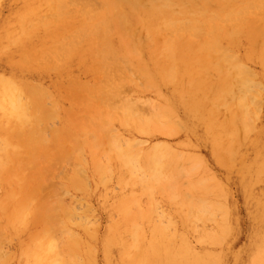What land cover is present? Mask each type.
Returning a JSON list of instances; mask_svg holds the SVG:
<instances>
[{"label": "bare ground", "instance_id": "obj_1", "mask_svg": "<svg viewBox=\"0 0 264 264\" xmlns=\"http://www.w3.org/2000/svg\"><path fill=\"white\" fill-rule=\"evenodd\" d=\"M11 1L13 6L22 2L25 12L33 11L28 0ZM69 2L75 6L71 12L80 23L62 22L59 8L70 10L67 0H46L43 25L36 27L42 28V34L29 35L27 41L42 42L47 34H53L54 49L61 53L60 65L76 63L81 74L93 71L103 61L102 56H111H104V60L122 63L120 68L131 72L137 70L142 91L150 90L156 96L123 102L124 115L116 121L112 113L101 118L102 123L110 120L112 126L115 121L132 137L125 138L118 125L110 136L111 124L101 125L96 120L98 130L83 142L76 141L82 143L88 156L83 159L86 172L91 171L97 184L116 176L126 189L140 184L149 197L155 190L167 195L188 231L196 233L201 242L200 250L184 241L167 242L164 237L145 244L141 228L132 225L129 207L133 194L129 191L116 198L115 206L105 208L109 215L119 214L102 240L105 264H264V122L260 123L264 106V0ZM3 3L7 2L0 0V8ZM4 25L0 19V29ZM12 25L5 29L11 37L26 33L22 28L9 32ZM61 30V36L55 37ZM20 55L21 61L29 60L34 52L20 50ZM10 65L11 75L0 72V191L6 193L0 194V219L20 233L39 220L49 228L33 232L31 244L23 248L22 256L29 264H79L67 247L61 252L57 249L50 229L74 221L76 215L70 209L42 212L51 209L38 197L44 183L28 172L31 162L23 158L24 154L34 158V149L48 143L44 124L57 110H62V119L68 113L71 116L52 132L53 140L76 130L90 133L92 121L64 108V83H58L59 92L53 94L42 76L17 63ZM250 65L262 70L261 74ZM133 79V75L128 78L131 83ZM46 99L54 102L52 109L43 105ZM178 130L193 134L211 151L213 162L234 176L251 220L241 251L230 246L239 228L230 195L209 172L204 159L187 153L185 143L172 147L160 142L149 147L136 136H168ZM201 172L205 176L195 179ZM136 173L146 175L137 180ZM185 173L188 180L193 179L186 186L181 182ZM79 175L71 186L82 190L85 183ZM207 223H212L213 229H206ZM155 229L154 233L164 231L160 226ZM125 234L133 240L128 241ZM86 258L89 260L88 254ZM6 263L0 248V264Z\"/></svg>", "mask_w": 264, "mask_h": 264}, {"label": "rangeland", "instance_id": "obj_2", "mask_svg": "<svg viewBox=\"0 0 264 264\" xmlns=\"http://www.w3.org/2000/svg\"><path fill=\"white\" fill-rule=\"evenodd\" d=\"M5 1L7 3H3L0 8V19H4L5 22L3 28L0 29V37L2 38L0 42V72L11 75L10 64L14 65V63H17L26 71L30 69L33 74L42 76V81L46 86L50 87V91L53 94L59 92L60 86L58 83H64L66 85L64 93L66 95H62L64 108L68 112L74 111L75 113L72 114L76 117L84 116L92 121L90 126L92 131L90 133L76 130L53 140L52 132L55 129L59 130L64 124V119L68 115L71 116V113H68L62 119V110H57V115L51 117L44 124L45 131L43 135L48 140V143L39 144L34 149V158L30 154H24L25 157L23 159L31 162V168H29L30 171L28 170V172L36 180L39 178V181L44 183L43 189L40 190L38 195L40 202L43 206L51 205V209L47 208V210L44 209L42 212H54L57 210L63 213L65 210L70 209L76 215L74 221L70 223L50 227L57 249L60 251L61 248L67 247L66 251L68 254L77 256L79 264H84L88 261L90 264H105L102 240L106 236L107 228L112 225L113 221H118L119 219L118 213L114 212L109 215L105 208L111 205L115 206L117 203L116 198L130 191L133 194L129 207L132 225L141 228L138 229L144 233L143 242L145 244L152 240H155L156 243L164 237L167 242L180 243L184 241L195 249L200 250L201 242L196 233L188 231L184 218L176 210V204L167 195L155 190L154 194L149 197L140 184H133L134 188L126 189L124 188L126 185L119 182L116 176H112L109 180L106 177L104 184H97L96 180L93 182L92 173L91 171L86 172V166L83 162V159H87L88 156L86 152L82 151V143H76V141L83 142L84 138L94 134V130H98L95 125L96 120L100 121L101 125L105 123L111 124L110 136L113 135L111 129L118 125L115 122L116 119L124 115L123 111L126 107L123 106V102H132L137 97H156L150 90L142 91V79L139 72L137 70L131 72L130 69L120 68L123 65L122 63L104 60V56L107 58L111 57L108 55L102 56L101 59L103 61H100V64L93 71L86 74L79 73L76 63L71 66H68L67 63L60 65L58 58H61V53L56 52L54 49L57 43L53 39V34L50 35L46 32L47 35L42 42L35 43V39L27 41L29 35L37 37L38 34H42V28L36 27L43 25L42 13L46 9V0H28L33 5V11L30 13L28 11L25 12L22 2H16L13 6L11 0ZM67 2L70 10L65 7L63 9L59 8V11L63 12L62 22L66 24L67 20H71L74 23H80L71 12L75 10V6H72L69 0ZM14 17L16 19H12ZM11 23L13 25L7 28L9 32L15 28H22L26 30V33L17 35L16 38L11 37L5 30ZM61 34L62 30L54 36L58 37ZM21 37L24 38L18 40ZM20 50L34 52V55L29 60L23 59L24 61H21ZM20 62L24 65H20ZM250 67L256 69L254 72L261 74L262 70L259 68H254L252 65ZM69 69L73 70L72 72L74 73H69ZM130 75H133V83L128 80ZM56 84L57 87H55ZM85 88H89V91L85 92ZM262 93L264 94V90ZM116 94L117 96H115ZM53 104L54 102L50 99H46L43 102L47 109H52ZM262 109L261 124L264 122V106ZM111 113L115 116L113 126L110 120L102 123L101 118L110 117ZM117 128L122 129L119 125ZM122 135L125 138L132 137L125 130H123ZM136 136L145 143L144 146L149 147L154 146L153 144L158 145L156 143L160 142L172 147L181 146L185 143L188 145L187 153L204 159L209 172L218 183L225 186L230 195L239 226L230 239V246L234 251H241L247 243L251 220L246 210L244 197L238 191L234 176L229 173V170L213 162L211 151L202 143L197 142L193 134L188 135V133L178 130L177 134L168 136L162 134ZM121 147L124 148V146ZM134 150L139 152L137 148H134ZM77 173L80 174L79 178L85 183V187L82 190L74 189L71 186L72 180ZM145 175L136 173L135 178L138 180L144 178ZM203 176H205V173L201 172L194 178ZM187 177H190L187 173L181 177V182L184 186L190 184L193 180H188ZM0 194L4 196L6 194L5 190L0 191ZM57 204L62 207H57ZM38 209L41 210V208ZM156 226L164 228L161 229L164 230L163 233H154L158 230L155 229ZM205 226H207L206 229L211 230L214 225L207 223ZM0 229L1 257L7 261L6 264H29L22 256V250L26 245L31 244L28 243L31 234L41 230L49 231V228L41 220L38 223L35 222L28 230H23L20 233L11 229L8 224H5L3 219H0ZM199 231L200 228H197L196 232ZM88 233L90 234L88 235ZM125 238L128 241L133 240L129 234H125ZM75 245L78 250L75 249ZM87 254L89 255V260L86 258ZM114 256H117V252H115Z\"/></svg>", "mask_w": 264, "mask_h": 264}]
</instances>
